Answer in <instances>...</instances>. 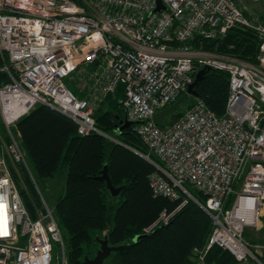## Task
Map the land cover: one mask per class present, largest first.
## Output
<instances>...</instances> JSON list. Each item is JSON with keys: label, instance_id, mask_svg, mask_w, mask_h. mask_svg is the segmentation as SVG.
<instances>
[{"label": "built area", "instance_id": "2783aa9c", "mask_svg": "<svg viewBox=\"0 0 264 264\" xmlns=\"http://www.w3.org/2000/svg\"><path fill=\"white\" fill-rule=\"evenodd\" d=\"M160 2L159 8V0H0V72L9 78L0 83V264H53L58 248L60 264H68L55 212L44 202L31 213L23 202L21 189L30 194L22 168L42 194L17 123L45 105L71 119L80 136L106 137L95 113L119 85L125 118L138 123V136L162 164L147 156L156 167L149 177L153 196L173 203L186 196L144 233L169 225L192 200L213 222L207 246L193 250L198 264L214 246L241 264H264V244L245 238L246 228L264 229V25L239 0ZM234 27L258 37L257 64L190 44L222 38ZM204 67L229 75L225 115L199 100L171 125L157 126L154 116L186 94Z\"/></svg>", "mask_w": 264, "mask_h": 264}, {"label": "trees", "instance_id": "16d2710c", "mask_svg": "<svg viewBox=\"0 0 264 264\" xmlns=\"http://www.w3.org/2000/svg\"><path fill=\"white\" fill-rule=\"evenodd\" d=\"M190 44L194 49L201 48L257 64L260 41L253 31L234 27L222 38L207 41L197 37ZM0 78L2 84L8 82L5 74ZM195 91L194 102L188 109L200 100L216 116L225 115L229 96L227 73L211 70ZM124 97V88L119 85L95 113L97 128L106 137L95 133L80 136L71 119L45 105H37L17 123L22 148L39 177L45 180L58 174L66 177L65 195L58 200L55 210L52 209L61 229L68 235L66 260L68 264H83L86 256L94 257L100 248L97 238L107 237L111 247L124 246L108 258L112 264H198L193 250L207 246L213 222L194 201L189 200L169 225L161 226L148 235L143 234L144 229L152 225L164 210L174 211L184 196L175 203L153 196L149 177L156 167L136 152L162 164L138 136L136 126L118 131L119 122L125 117ZM184 114L174 116L173 121ZM105 167L113 186L122 188L117 197H113L106 182L99 179ZM24 175L30 196L22 189L21 194L32 213V201L39 203V195L29 176ZM187 187L200 203L206 204L207 198L201 192ZM139 236L143 237L135 241ZM203 264L241 263L229 251L214 246Z\"/></svg>", "mask_w": 264, "mask_h": 264}, {"label": "rangeland", "instance_id": "374dc122", "mask_svg": "<svg viewBox=\"0 0 264 264\" xmlns=\"http://www.w3.org/2000/svg\"><path fill=\"white\" fill-rule=\"evenodd\" d=\"M239 6L246 10V14L251 15L255 18H257L263 25H264V0L261 1H253V0H239ZM65 83L71 88L76 89V85L71 83L69 79L65 80ZM194 102V97L189 96L188 100L185 101L177 111H175L169 118V123L173 121L174 116L185 113L189 107V105ZM1 126V125H0ZM17 129V128H16ZM30 167L32 168L31 164ZM248 171V168H246L241 180L235 185L234 187V194L230 198L229 208L232 206L237 194L241 190V186L244 180V177ZM32 173L35 176L36 182L39 186L40 192L42 195L41 198L48 204V206L55 210L56 204L58 200L65 195L66 192V177L63 174H58L53 179H42L39 177V175L36 173V171L32 168ZM188 188V187H187ZM190 192H192L191 189H188ZM184 199H186V196H184ZM264 223V219H263ZM62 234L64 237V240L66 244L68 243V235L67 233L62 230ZM245 238L248 240H251L254 243H261L264 244V229L262 230H255L253 228H246L245 230ZM60 263V257L59 252H55V259L53 261V264H59ZM104 264H112L111 260L108 259L105 261Z\"/></svg>", "mask_w": 264, "mask_h": 264}, {"label": "water", "instance_id": "95a60500", "mask_svg": "<svg viewBox=\"0 0 264 264\" xmlns=\"http://www.w3.org/2000/svg\"><path fill=\"white\" fill-rule=\"evenodd\" d=\"M161 7V2L159 0V8ZM212 69L209 67H204L203 69H201L199 72H197V74L195 75V79L194 82L189 86L187 93L182 95L181 97H179L171 106L165 108L164 110L158 112L155 116H154V121L156 123L157 126H167L169 121L168 118L175 112L178 110V108L185 102L188 100L189 96H196V91L195 88L196 86L203 81V79L205 78V76L211 71ZM138 123L137 122H131L128 121L125 117L120 120L119 125H118V131L122 132L123 130L132 127V126H136ZM136 152V151H135ZM138 155H140L141 157H143L144 159H146V157L138 152H136ZM147 160V159H146ZM99 179L102 181H105L107 184V188L110 191L111 195L113 197H117L119 196V194L122 191V188H115L111 182V179L108 175V168L105 167L104 170L101 172ZM143 236L136 238L135 241H138L139 239H141ZM97 242L100 245V248L98 249V251L96 252V255L92 258H90L89 256H86L84 259L83 264H104L105 261L114 253L117 252L121 249L124 248V246H120V247H111L109 245V240L107 237H105L104 239H100L97 238Z\"/></svg>", "mask_w": 264, "mask_h": 264}, {"label": "bare ground", "instance_id": "6f19581e", "mask_svg": "<svg viewBox=\"0 0 264 264\" xmlns=\"http://www.w3.org/2000/svg\"><path fill=\"white\" fill-rule=\"evenodd\" d=\"M0 64H2L1 66H0V68L2 67V66H4V62L2 61V60H0ZM6 65H8L10 68H11V65H10V61H9V58H8V56L6 55ZM1 74H5L6 75V77H7V81L9 82V78H8V75L5 73V72H0V75ZM0 83L2 84V82H1V78H0ZM71 89V88H70ZM72 91H73V93L75 94V95H77L79 98H81L84 94L83 93H81L78 89H77V86H76V89L74 88V89H71ZM27 116V115H26ZM25 117V116H24ZM146 157V159H147V156H145ZM151 159V158H150ZM148 161V160H147ZM153 161V160H152ZM150 162V161H149ZM154 162V161H153ZM156 163V162H155ZM22 173L23 174H27V175H29V172H28V170L26 169V168H22ZM33 174V173H32ZM39 203H36V202H34V201H32L33 202V205H35V206H37V207H39V208H43V204H44V200H43V198H41V196L39 195ZM24 202V201H23ZM25 204V203H24ZM26 206V205H25ZM27 208V207H26ZM148 228V227H147ZM145 230V229H144ZM143 234H145L144 233V231H143ZM145 235H148V234H145ZM139 237H141V236H139ZM138 238V237H137ZM140 240V239H139ZM64 245H65V243H64ZM120 247V246H119Z\"/></svg>", "mask_w": 264, "mask_h": 264}, {"label": "crops", "instance_id": "0c3cea01", "mask_svg": "<svg viewBox=\"0 0 264 264\" xmlns=\"http://www.w3.org/2000/svg\"><path fill=\"white\" fill-rule=\"evenodd\" d=\"M249 16V15H248Z\"/></svg>", "mask_w": 264, "mask_h": 264}]
</instances>
